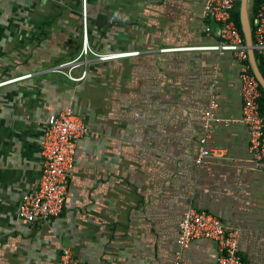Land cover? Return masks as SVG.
<instances>
[{
  "label": "crops",
  "instance_id": "0c3cea01",
  "mask_svg": "<svg viewBox=\"0 0 264 264\" xmlns=\"http://www.w3.org/2000/svg\"><path fill=\"white\" fill-rule=\"evenodd\" d=\"M206 2L87 0L90 48L136 54L72 65L82 0H0V264H58L63 248L90 264H175L189 208L217 215L239 232L243 260L264 264V166L240 122V63L185 49L217 42L204 30ZM84 70L82 81L69 78ZM213 95L221 121L207 145L216 157L197 167ZM67 107L90 134L78 144L61 215L28 223L18 207L38 186L46 119ZM216 257L208 240L185 252L190 264Z\"/></svg>",
  "mask_w": 264,
  "mask_h": 264
},
{
  "label": "built area",
  "instance_id": "2783aa9c",
  "mask_svg": "<svg viewBox=\"0 0 264 264\" xmlns=\"http://www.w3.org/2000/svg\"><path fill=\"white\" fill-rule=\"evenodd\" d=\"M241 0H207L203 15L207 21L205 32L216 34L213 46L185 48L203 49L219 53H231L240 63L239 81L241 94V119L249 131V150L258 165L264 166V111L261 107L262 92L249 57V46L234 17ZM83 41L80 55L68 64H86L89 55L100 61H110L118 57L136 53L96 54L89 46L87 37V0H82ZM251 26V48L259 67L264 62V0H259L255 11L248 18ZM214 25V28L212 27ZM241 29V30H240ZM184 49V50H185ZM64 65V64H63ZM61 65L60 67H62ZM87 75L84 70L80 77L69 78L82 81ZM30 75L24 76L28 77ZM217 100L213 95L202 116V134L198 141V151L194 159L197 167L205 165L211 157H216L209 148L208 140L216 117ZM90 134V128L82 115L67 107L53 113L46 119V128L41 141L42 169L38 186L22 197L18 216L28 223H46L61 215L64 209L70 179L74 171L75 154L78 144ZM199 240L214 242L217 248L215 264H247L240 254V235L229 229L217 215L204 210L189 208L179 222L176 241L175 264H190L185 260V252L192 243ZM58 264H90L78 259L69 248H63Z\"/></svg>",
  "mask_w": 264,
  "mask_h": 264
},
{
  "label": "water",
  "instance_id": "95a60500",
  "mask_svg": "<svg viewBox=\"0 0 264 264\" xmlns=\"http://www.w3.org/2000/svg\"><path fill=\"white\" fill-rule=\"evenodd\" d=\"M248 1L249 0H241V3H240V14H241V19H242V32H243V35L246 39V44H247V46H249V57H250V61H251L252 67H253V72H254L258 82L260 83L261 87L264 90V77L261 74L259 67L255 62L254 52L251 48V26H250L249 19L247 17V11H246Z\"/></svg>",
  "mask_w": 264,
  "mask_h": 264
},
{
  "label": "trees",
  "instance_id": "16d2710c",
  "mask_svg": "<svg viewBox=\"0 0 264 264\" xmlns=\"http://www.w3.org/2000/svg\"><path fill=\"white\" fill-rule=\"evenodd\" d=\"M258 1L259 0H253L252 1V13H253V11H255V8H256V6L258 4ZM234 17H235V20L237 22V25L239 26V28H241L242 23H241V15H240V5L236 9V11L234 12ZM259 70H260L261 74L264 77V62H261L259 64ZM260 89H261V92H262V98H261L260 102H261L262 110L264 111V90H263V88L261 86H260Z\"/></svg>",
  "mask_w": 264,
  "mask_h": 264
},
{
  "label": "rangeland",
  "instance_id": "374dc122",
  "mask_svg": "<svg viewBox=\"0 0 264 264\" xmlns=\"http://www.w3.org/2000/svg\"><path fill=\"white\" fill-rule=\"evenodd\" d=\"M250 1V0H249ZM250 4V3H249ZM252 13V10L248 12V18L250 17V14Z\"/></svg>",
  "mask_w": 264,
  "mask_h": 264
}]
</instances>
